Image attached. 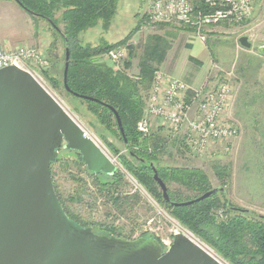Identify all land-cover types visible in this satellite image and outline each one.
Returning a JSON list of instances; mask_svg holds the SVG:
<instances>
[{
    "label": "rangeland",
    "instance_id": "obj_1",
    "mask_svg": "<svg viewBox=\"0 0 264 264\" xmlns=\"http://www.w3.org/2000/svg\"><path fill=\"white\" fill-rule=\"evenodd\" d=\"M151 3L152 0H120L110 28L104 30L100 24L84 31L80 35L82 43L95 44L103 38L109 42L122 40L148 15L150 20L141 24L130 41L135 47L132 60L136 65L148 37L158 34L172 45L160 70L168 74L166 71L169 68L174 72L169 76L182 80L192 77V84H189L197 88L205 83L214 87L220 82H229L233 92L224 121L227 126L237 128L238 134L214 143L203 156L192 154L184 146L173 145L170 141L162 163L201 168L217 187L219 181L213 165L230 164L232 178L227 196L239 206L264 215V55L259 50L264 46V0H255L253 14L242 23L222 22L213 26L205 41L191 29L177 23L155 22L151 17ZM243 36L249 37L253 43L251 49L241 46L239 40ZM56 37L54 29L44 19L33 18L14 0H0V42L8 49L36 47L48 59L50 67V59L56 54L59 69H62L64 46L61 40L51 49ZM127 53L128 58L129 48ZM42 82L125 173L127 181L120 190L121 194L135 193L141 199L138 205L131 208L114 207L94 185L93 179L78 168L75 153L61 149L59 160L52 165L51 171L56 191L69 210L89 226L113 225L122 237L128 239L159 238L168 249L173 241L171 230L175 225L169 212L134 177L128 175L118 155L106 147L89 125L92 117H86L89 114L85 110L82 114L74 112L64 94L52 87L44 76ZM161 128L164 133L169 132L167 128ZM117 143L124 151L123 144ZM73 176L80 177L82 181L77 182ZM171 187L174 189L179 185L172 184ZM70 196L78 200L72 202Z\"/></svg>",
    "mask_w": 264,
    "mask_h": 264
},
{
    "label": "trees",
    "instance_id": "obj_2",
    "mask_svg": "<svg viewBox=\"0 0 264 264\" xmlns=\"http://www.w3.org/2000/svg\"><path fill=\"white\" fill-rule=\"evenodd\" d=\"M18 1L23 6L15 2L33 18L44 19L52 26L57 37L51 49L58 45L59 40L64 46L62 69L58 66V55L54 54L50 59L51 67L43 70L42 75L52 87L64 94L74 112L82 114V110H85L89 114L86 117H92L89 125L106 147L118 155L124 169L174 219L210 246L228 264H264V215L239 206L227 196L232 178L230 164L213 165L215 177L219 181L218 188H225V191H218L204 200L187 206H172L170 202H166L160 186L154 179L151 164H154L166 183L171 201L175 202L190 201L217 188L209 174L201 168L162 163L170 141L173 145L188 149L182 139L170 132L164 133L161 127L154 129L148 136L138 131V123L148 106L155 72L165 62L172 48L167 38L158 34L150 35L139 59V73L132 75L129 72L135 54V47L130 41L141 24L150 20L149 16L147 15L140 25L122 40L109 42L103 38L95 44H84L80 39L84 31L100 24L104 30L110 28L120 0ZM49 20L56 24L57 29ZM122 45L129 48V55L121 69H115L100 58L106 51ZM66 49L70 50L68 85L71 91L64 85ZM85 96L95 100L87 99ZM111 107L117 110L122 119L127 144ZM117 142L123 144L124 151ZM73 153L78 168L93 179L94 185L106 196L107 202L119 209L131 208L140 203L138 194L131 193L125 196L121 194L120 190L127 180L120 168L112 176L104 173L94 174L88 170L82 156L77 152ZM58 160L59 157L56 161ZM73 178L77 182L82 181L80 177ZM172 184H178L179 187L173 189ZM57 194L67 214L82 225L89 226L69 210L58 191ZM69 200L75 202L78 199L70 196ZM92 227L97 233L122 237L116 226L99 224ZM156 239L166 251V245L159 238Z\"/></svg>",
    "mask_w": 264,
    "mask_h": 264
},
{
    "label": "water",
    "instance_id": "obj_3",
    "mask_svg": "<svg viewBox=\"0 0 264 264\" xmlns=\"http://www.w3.org/2000/svg\"><path fill=\"white\" fill-rule=\"evenodd\" d=\"M239 42L247 49L253 47L247 36ZM259 50L264 55V46ZM65 58L64 85L71 91L69 49ZM111 109L127 144L122 119ZM61 149L79 153L94 174L112 176L118 170L31 73L16 66L0 69V264H225L184 234H176L164 251L156 238L101 234L71 218L51 171ZM151 166L164 200L172 206L191 205L225 191L217 187L190 201H171L166 183Z\"/></svg>",
    "mask_w": 264,
    "mask_h": 264
},
{
    "label": "built area",
    "instance_id": "obj_4",
    "mask_svg": "<svg viewBox=\"0 0 264 264\" xmlns=\"http://www.w3.org/2000/svg\"><path fill=\"white\" fill-rule=\"evenodd\" d=\"M254 3L255 0H152L151 17L155 22L177 23L191 29L205 41L213 26L222 22L242 23L249 19ZM127 54V46L122 45L106 51L100 58L118 70ZM8 66L28 71L44 86L42 71L48 69L50 63L36 47L8 49L0 42V69ZM232 92L229 82H220L214 87L205 83L197 88L159 69L155 72L148 106L138 123V131L148 136L153 127L163 126L173 136L182 137L192 154L203 156L214 143L238 134L237 128L227 126L224 121ZM85 134L91 137L86 131ZM128 175L133 178L130 173ZM173 222V237L184 234L228 264L176 219L173 218Z\"/></svg>",
    "mask_w": 264,
    "mask_h": 264
},
{
    "label": "crops",
    "instance_id": "obj_5",
    "mask_svg": "<svg viewBox=\"0 0 264 264\" xmlns=\"http://www.w3.org/2000/svg\"><path fill=\"white\" fill-rule=\"evenodd\" d=\"M201 46V45H200ZM203 46V45H202ZM204 47V46H203ZM203 47H202V50L204 51V49H203ZM201 50V51H202ZM202 51V52H203ZM204 53V52H203ZM194 58H195V55L193 56ZM108 63V62H107ZM122 66H123V64H122ZM129 72L132 74V75H137L138 73H139V64H135L134 63V61L132 60V66H131V68L129 69ZM169 75L170 74H173L174 72L171 70V69H167V71H166ZM186 82H188V83H191L192 81V77H189V76H187V77H185V79H184ZM192 84V83H191ZM157 129V128H156Z\"/></svg>",
    "mask_w": 264,
    "mask_h": 264
}]
</instances>
